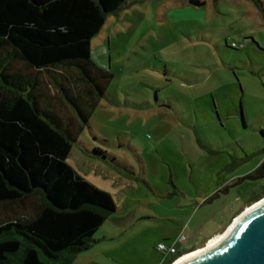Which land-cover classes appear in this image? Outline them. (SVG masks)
<instances>
[{"label":"rangeland","instance_id":"374dc122","mask_svg":"<svg viewBox=\"0 0 264 264\" xmlns=\"http://www.w3.org/2000/svg\"><path fill=\"white\" fill-rule=\"evenodd\" d=\"M204 1L127 0L92 38L113 77L66 161L117 208L71 264H167L158 241L204 247L264 197L237 179L264 160L263 12Z\"/></svg>","mask_w":264,"mask_h":264},{"label":"trees","instance_id":"16d2710c","mask_svg":"<svg viewBox=\"0 0 264 264\" xmlns=\"http://www.w3.org/2000/svg\"><path fill=\"white\" fill-rule=\"evenodd\" d=\"M126 2L0 0V264H71L116 211L66 158L113 77L91 40Z\"/></svg>","mask_w":264,"mask_h":264},{"label":"water","instance_id":"95a60500","mask_svg":"<svg viewBox=\"0 0 264 264\" xmlns=\"http://www.w3.org/2000/svg\"><path fill=\"white\" fill-rule=\"evenodd\" d=\"M179 264H264V202L235 222L217 244Z\"/></svg>","mask_w":264,"mask_h":264},{"label":"bare ground","instance_id":"6f19581e","mask_svg":"<svg viewBox=\"0 0 264 264\" xmlns=\"http://www.w3.org/2000/svg\"><path fill=\"white\" fill-rule=\"evenodd\" d=\"M264 202V197L263 199H261L260 201L251 204L249 207H247L233 222L232 224L222 233V235H220L217 239H211L209 241V243L207 245H205L204 247L195 249L193 251H189L187 253H185L184 255L180 256L178 259H176L173 264H179L181 262H184L186 260H189L203 252H205L206 250H208L209 248H211L212 246H214L215 244H217L220 240H222V238L225 236V234L228 232V230L232 227V225L237 222L244 214H246L247 212H249L250 210L254 209L255 207L259 206L260 204H262Z\"/></svg>","mask_w":264,"mask_h":264},{"label":"built area","instance_id":"2783aa9c","mask_svg":"<svg viewBox=\"0 0 264 264\" xmlns=\"http://www.w3.org/2000/svg\"><path fill=\"white\" fill-rule=\"evenodd\" d=\"M234 45V44H233ZM235 46V45H234ZM184 241V236L180 234L177 238L170 244H165L164 242H158L156 247L159 251H161L164 255L171 254V256L178 255V243ZM185 253L180 254L177 256L170 264H172L176 259L180 256L184 255Z\"/></svg>","mask_w":264,"mask_h":264},{"label":"crops","instance_id":"0c3cea01","mask_svg":"<svg viewBox=\"0 0 264 264\" xmlns=\"http://www.w3.org/2000/svg\"><path fill=\"white\" fill-rule=\"evenodd\" d=\"M259 164H260V163H259ZM259 164H258V165H259ZM258 165H257V166H258ZM257 166H256V167H257ZM256 167H255V168H256ZM255 168H254V169H255ZM254 169H253V170H254ZM248 173H249V172H248ZM183 231H184V230H183ZM182 233H183V232H182ZM182 235H183V234H182ZM177 236H179V234H178ZM177 236H176V237H177ZM173 240H174V239H173ZM173 240H172V242H173ZM158 242H161V241H158ZM158 242H157V243H158ZM172 242H171V243H172ZM186 242H187V238L184 237V241L179 242V243L177 244V245H178L177 247H178V252H179V254L186 253V252H189V251L192 250V248H185V243H186ZM156 248H157V247H156ZM157 250H158V249H157ZM158 251H159V250H158ZM163 255H164V254H163ZM166 256L170 257L171 254L164 255L163 257L165 258ZM170 260H171V258H170ZM167 263H168V262H167Z\"/></svg>","mask_w":264,"mask_h":264},{"label":"flooded vegetation","instance_id":"af4514ba","mask_svg":"<svg viewBox=\"0 0 264 264\" xmlns=\"http://www.w3.org/2000/svg\"><path fill=\"white\" fill-rule=\"evenodd\" d=\"M264 163V160L256 168V178H264V166L259 170L260 166ZM261 174V175H260Z\"/></svg>","mask_w":264,"mask_h":264}]
</instances>
